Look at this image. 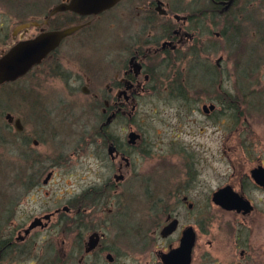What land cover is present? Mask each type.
<instances>
[{
    "label": "rangeland",
    "instance_id": "374dc122",
    "mask_svg": "<svg viewBox=\"0 0 264 264\" xmlns=\"http://www.w3.org/2000/svg\"><path fill=\"white\" fill-rule=\"evenodd\" d=\"M44 1L0 0V44L11 40L12 29L21 21L28 23L33 19L35 6ZM242 3V10L252 18L245 19L240 27L237 26L238 18L230 20L225 32H222L221 18H214L210 34L197 32L192 41L197 40L193 75L185 71L189 68L186 57L176 61V54H172L174 64L165 65L164 74L155 82L156 93L139 100L140 108L134 118L135 123L153 134L150 141L159 144L152 147L154 157L140 162L135 172L128 173L129 178L145 170L161 174L163 179L169 177L173 182L182 178L186 164L177 149H173L177 143L191 145L194 160H197V183L195 192L190 194L195 205L191 215L183 208L180 219V225H192L196 233L191 264H264V191L254 189L248 179L241 182L239 178L257 161L264 163V32L255 22L257 14V18H262L260 21L264 20V8L260 0H242ZM120 8L121 5L118 10ZM106 25L126 30L124 27L132 25V20L121 16ZM104 28L90 42L111 41L106 29L111 30ZM225 39H228L226 43ZM67 42L72 45L78 41L69 38ZM84 42L81 47L73 43L75 49L69 54L70 66L79 65L84 52L85 58L89 56L87 50L91 43ZM104 57L101 52L99 60L104 61ZM95 73L100 76L98 71ZM33 81L28 75L0 87V144L3 143V147L0 146V188L6 198L9 193L15 201L9 225L3 228L2 234L13 230V237L33 218L61 208L85 187L97 184L99 177L95 145L90 137L98 120L92 109L94 99L64 91L63 81L58 78L38 81L39 85ZM209 104L216 107L211 117L201 110L203 105ZM40 111L49 116L47 131L51 135L46 136L47 139L40 136V142L34 146L32 140H38V130L45 127L37 118ZM7 112L21 119V133L6 125L4 115ZM59 112L60 116L55 117ZM118 122L126 121L118 119ZM10 140L15 143L12 148L8 146ZM23 141L28 149L20 148L23 156L30 159L31 155L40 154L39 158L50 161L53 172L48 183L43 185L40 181L34 191H23L30 182L20 174L31 169L30 161L23 168V159L17 150ZM171 148L172 157L156 165L161 155L168 154ZM227 181L243 189L252 200L254 208L248 215L224 211L210 202L212 191ZM155 195L167 199L165 195ZM117 202V215L107 224L108 240L114 241L122 252L117 264H157L155 251L170 243L175 245L176 235L163 240L158 232L152 233L160 215L155 208L156 212L147 208L149 201L143 193L135 192L130 198L118 194ZM57 218L60 213L54 215L49 224ZM58 231L54 228L50 230L52 234L32 232L27 247L15 253L0 249V264H47L44 254L51 256L50 264L56 263V250L63 238L61 229ZM241 250L243 255L239 253Z\"/></svg>",
    "mask_w": 264,
    "mask_h": 264
},
{
    "label": "flooded vegetation",
    "instance_id": "af4514ba",
    "mask_svg": "<svg viewBox=\"0 0 264 264\" xmlns=\"http://www.w3.org/2000/svg\"><path fill=\"white\" fill-rule=\"evenodd\" d=\"M44 2V4L39 2L35 6V10L32 11L35 15H32L33 19L28 21L26 28L17 30L19 26L26 24L21 21L12 29L14 36L10 41H3L0 44V54L6 53L19 41L36 38L47 32L67 28H74V30L60 39L54 48L24 75L14 81L0 84V87L16 83L28 75L32 76L35 85H39L38 81H46L54 77L63 81L64 91L91 96L95 102L92 106L93 112L98 115L90 137L95 145L99 179L97 178V184L85 187L79 195L68 200L61 208H56L53 212L43 214L41 217H35L40 221L27 234L25 230L35 218L22 231L17 230L15 236H12L15 248L17 250L27 247L28 236L32 232L39 230L52 234L54 232L50 230L55 228L57 233L61 229L60 233L63 238L58 244L56 250L58 257H55L54 261L57 262L54 264H117L122 252L116 247L114 241L108 240L109 227L107 224L110 218L117 215L118 194H125L130 198L133 193L141 192L149 201L147 208L153 211L155 208L160 215L152 233L158 232L163 240L174 235L177 238L175 245L170 243L155 251L157 264H163L161 255L178 247L183 230L188 227L193 229L192 225H180V219L183 208L186 209L185 213L188 215L192 213L195 205L190 194L195 192L194 187L197 183L198 174L195 168L197 160H194L195 155L190 149L191 145L177 143L173 149H177L186 165L183 177L176 182L169 177L163 179V175H156L155 172L147 170L143 173L136 172L130 178L127 176L131 170L135 172L140 162H145L150 157L153 158L152 147L159 144L150 141V135L153 134L148 128L134 122L140 108L139 100L156 93L155 82L164 74L165 65L174 64L175 60L183 61L186 57L189 68L185 71L189 70L188 75H193V52L195 53L197 40L192 41L197 32L209 34L212 32L211 24H214V18H221L222 32H225L230 26V20L233 22V19L238 18L237 26L240 27L245 24V19L252 17L242 10L244 6L242 0H118L96 13H82L71 9L72 0H45ZM119 5L121 8L118 10ZM121 16H127L132 20V25L124 27L126 30H122V27L106 25L114 18ZM257 16L258 14L255 22L259 23L257 27L260 29L264 20L260 21L262 18H257ZM104 26L111 30L108 32L106 29L111 41L102 44L90 42L100 29H105ZM69 38L78 41L73 42L78 47L84 45V41L91 43V48L87 50L90 51V54L87 53L89 56L85 58L84 52L79 65L70 66L69 54L74 51L75 47L73 43L70 45L67 42ZM227 41L228 39H225V43ZM101 52L105 54L104 61L99 60ZM174 53L176 54L175 60L171 58ZM159 65L161 67H158ZM96 71L100 73V76L95 73ZM86 74L95 81L92 82ZM203 106L201 110L204 114L209 117L215 114V105L212 110L206 112ZM60 114L61 112L56 113L55 117H59ZM12 118L13 120L19 119L14 116ZM37 118H40V122H43L45 127L38 130V140H32L34 146L40 142V136L45 138L51 135L47 131L49 122L47 112L40 111ZM118 119L126 122H118ZM13 120L11 122L6 120V125L12 126L15 132L21 133L23 131L21 119H19L22 126L20 131L15 129ZM131 133L133 137H130ZM173 149L168 151V154L161 155L156 165H159V162L165 160L166 157L171 158L170 153ZM25 150L28 151L27 148ZM38 155L41 156L40 154L28 155L31 169L23 173L24 176H28L30 185L23 188V191L37 190L40 181L46 185L53 174L50 161L44 157L39 158ZM232 167L234 168V165ZM253 170H260L264 175V163L259 160L255 165L248 167L244 176L239 177L240 181L246 178L254 189L264 191V186L252 176ZM40 177L44 178L39 180ZM152 183L156 186H151ZM224 187L230 188L242 200L247 201L251 206V211L253 210L252 200L247 197L243 189H237L228 181L215 188L210 194V202L214 206L222 209L212 201V194ZM156 193L165 195L167 199L163 196L156 197ZM172 198H174L173 202ZM224 211L240 213L242 216L251 212L243 214L242 210L236 211L235 209ZM59 213L60 218H57L52 225L49 224L53 216ZM46 215L48 218H45ZM172 222H175L174 230L163 236L162 230ZM193 231L195 233L194 229ZM30 246L34 248L31 243ZM45 247L47 248V245ZM239 253L243 255L244 251L241 250ZM44 256L46 257L44 263L50 264L51 256L48 254Z\"/></svg>",
    "mask_w": 264,
    "mask_h": 264
},
{
    "label": "water",
    "instance_id": "95a60500",
    "mask_svg": "<svg viewBox=\"0 0 264 264\" xmlns=\"http://www.w3.org/2000/svg\"><path fill=\"white\" fill-rule=\"evenodd\" d=\"M118 0H72L70 8L82 13H96L105 8H108ZM28 24H22L17 28H26ZM74 28H67L55 32H47L40 36L28 40L19 41L14 44L9 50L0 54V84L4 82L14 81L18 77L24 75L34 64L41 61L42 58L58 43L60 39L70 34ZM214 105L210 104L209 107L203 106L206 112L212 110ZM8 122L13 120L10 114L5 115ZM14 127L20 131L22 129L19 119H14ZM130 137H133L131 133ZM252 176L255 180L264 186V175L260 170H253ZM212 201L224 210L236 211L242 210L243 214L251 211V206L247 201L242 200L230 188L224 187L216 190L212 194ZM48 218V215L45 216ZM39 218H35L25 230V234L30 229L37 226ZM175 228V222L167 225L161 232L163 236L168 235ZM195 241V233L191 227L186 228L182 232L178 247L171 249L169 252L161 255L163 264H190L191 252ZM94 244V242H92Z\"/></svg>",
    "mask_w": 264,
    "mask_h": 264
},
{
    "label": "trees",
    "instance_id": "16d2710c",
    "mask_svg": "<svg viewBox=\"0 0 264 264\" xmlns=\"http://www.w3.org/2000/svg\"><path fill=\"white\" fill-rule=\"evenodd\" d=\"M260 2H261V5H262L261 7L264 8V0H260ZM260 30H263V32H264V22L261 24ZM197 68L198 67L196 66L195 70ZM193 69H194V67H193ZM0 146L3 147V143L0 144ZM8 146L12 148V147L15 146V143L10 140ZM26 146H27L26 142L23 141L22 145L18 146L17 150L19 151L20 148L25 150ZM23 153L24 152H22L20 150L19 156L23 159L22 160L23 163H24V167L23 168L25 169L26 168V163L28 164L29 159L26 158L25 156H23ZM0 166H1V162H0ZM0 174H1V171H0ZM20 175L22 177H25V178H27L29 180L28 176H24L23 172ZM1 188H0V249H2V250L5 249V250H3L5 253H7V252L15 253L16 252V248H15V244L13 243V239H12L13 230H8V233L2 234L3 230H4L3 228H5L6 225L7 226L9 225L8 221H9V218H10V214L13 212V204L15 203V201H14L12 195H10L9 193H8V197L9 198H6L7 196L5 197L4 191H2ZM5 222L7 224H5ZM10 243H12V245H9Z\"/></svg>",
    "mask_w": 264,
    "mask_h": 264
}]
</instances>
